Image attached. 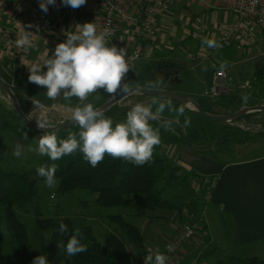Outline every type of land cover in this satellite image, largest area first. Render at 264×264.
<instances>
[{"label": "trees", "instance_id": "1", "mask_svg": "<svg viewBox=\"0 0 264 264\" xmlns=\"http://www.w3.org/2000/svg\"><path fill=\"white\" fill-rule=\"evenodd\" d=\"M168 56H172L171 50L129 65L131 70L124 78V83L129 89L165 90L188 96L221 116L233 115L245 107L249 109L264 100V54L256 57L252 74L246 75L248 93L228 94L218 98L211 96V85H206L201 80L203 77L195 74L191 64L184 60L175 62L174 59H168ZM216 70L217 68H210L208 76H213ZM0 79L13 88L27 115H31L39 106L48 108L63 106L74 110L76 107L92 104L97 109L122 93L117 91L115 94H109L100 89L83 102L76 97H72L71 101L65 100L63 93L52 100L47 97L46 88L17 77L16 69L13 70L1 55ZM150 84H154L155 87H149ZM244 96L248 97L246 102L242 99ZM133 99L137 104L146 106L153 105L155 101L153 110L159 103L167 104L169 101L149 95H137ZM172 105L176 109L183 107L184 115L177 119V114L169 112L166 108L159 120L150 121L154 128H160L161 144L187 146L198 153L228 163L227 157L240 148L255 143V140L264 139V112L254 116L253 120L258 119L256 122L260 126V129L254 132L243 127L221 126L180 103L172 101ZM130 110L120 104L104 115L106 118L125 121ZM185 117L191 119L190 126H184ZM165 121L172 122V131H165L161 127ZM115 124L117 122H113V127ZM81 130L79 126H74L56 132L33 133L26 128L10 100L0 90V209L2 210L0 220L5 221L11 231L17 264H32L34 258L40 255L47 257L48 264H124L126 248L130 245L138 250L140 256L145 254L146 239L143 231L119 213H108L104 216L109 225L114 226L112 232L106 233L105 243L99 241L92 225L78 228L70 216L59 219H38V247L35 249L31 244L27 225L19 219L16 210L25 214L40 215L43 198L47 195L51 198L52 193L56 197L57 193L72 195L82 191L87 197L80 202L83 207L91 204L105 212L124 208L129 205L133 196H137V212L134 211L133 214L135 217L149 213L150 218H153L156 216L155 213L160 211L163 213L172 211L180 213L178 217L182 222L187 221L189 214L194 219H199L201 198H197L185 207L164 198L163 195L168 187L188 185L192 176L186 172L180 174L179 166L158 153L153 154L152 160L143 166H136L123 159H113L106 154L98 166L92 167L79 151L55 162L47 156L39 155L36 151L39 138L43 135L55 134L58 139H67L72 134L79 139L78 133ZM25 134L27 139L24 138ZM17 144L23 147L19 158L13 155ZM52 163L58 165L56 193L50 192L49 187L45 185V179L39 177L36 172L37 167ZM183 209H186L188 215H181ZM61 223L68 226V232L65 234L59 232ZM76 229L81 230L83 234L81 242L87 246V251L69 257L58 250L57 243L63 242L66 246ZM3 247L4 238L0 231V259ZM214 250L222 254L215 264H264V260L257 257L230 254L216 248Z\"/></svg>", "mask_w": 264, "mask_h": 264}, {"label": "crops", "instance_id": "2", "mask_svg": "<svg viewBox=\"0 0 264 264\" xmlns=\"http://www.w3.org/2000/svg\"><path fill=\"white\" fill-rule=\"evenodd\" d=\"M214 1L218 4H230L234 0ZM88 4L90 9L101 8L94 0H88ZM126 10L136 22L128 24L123 22L120 16L116 18V35L124 47L130 52L141 48L143 50L141 59H151L158 53L167 52L166 44L162 43L165 38L175 36L179 39L174 45L175 48L189 57L192 63L186 62L192 64V68H202L204 73L199 76L203 77L201 80L206 85L210 86L214 80V74L208 76L210 68L220 69V64L228 63L230 58H234L239 52L242 53L233 43L230 46H224L221 52H216L213 48L202 44L203 38H214L220 42L226 26L234 21L232 11L208 10L200 0H174L165 7L155 41L146 44L138 38V31L143 21L142 13L133 6H127ZM54 19L55 28L49 32L33 26L29 28L28 25L15 26L12 22H4L5 26L11 29L12 46L8 50L0 51V55L9 62L13 70L16 69L17 77L25 79L28 83H30L28 67L38 65L43 68L44 62L52 57L57 44L66 40L65 32L75 29V26L80 24L77 18L65 11L55 10ZM180 23H182V30L179 38L174 33L178 30ZM24 30L32 32L31 46L17 48L16 39L23 34ZM198 34L202 36L201 39L197 37ZM161 44L164 50L160 48ZM257 45L249 46L245 53H242L246 57L244 59L248 58L249 53L252 54ZM171 48L169 50H172ZM261 50H264V46ZM21 57L23 63H21ZM44 71H47V68ZM162 146L165 147L161 149L162 152L164 150V157L167 156L166 158L181 168L179 173L190 174L192 177L189 181L194 179L200 184L198 187L191 186L193 191L194 189L197 191V195L191 202L197 198L202 199L199 206L201 228L197 234L200 231L205 234L204 238L195 236L185 243L179 254L172 258V264L179 260L180 254L188 255L191 252L201 253L205 264H215L222 254L215 252L214 248L230 254L264 260V152L248 159L228 160V163H225L198 153L187 146L169 144H162ZM202 178H207L210 182L203 183L200 181ZM187 213L186 211L181 215ZM144 214L136 218L144 217L140 228L146 240H150L149 235L157 238L151 250L146 251V256L149 254L155 256L157 252L160 253L165 244L177 238L186 221L182 222L178 217L180 213L172 211L164 213L160 211L155 213L158 217L153 216V218H150L149 213ZM156 218H163L166 224L156 226L154 224ZM161 239L165 241L164 244L160 242ZM240 250L242 253H237ZM250 250L251 253H248ZM126 256L133 258L132 261H134L140 255L138 250L130 245L126 248Z\"/></svg>", "mask_w": 264, "mask_h": 264}, {"label": "clouds", "instance_id": "3", "mask_svg": "<svg viewBox=\"0 0 264 264\" xmlns=\"http://www.w3.org/2000/svg\"><path fill=\"white\" fill-rule=\"evenodd\" d=\"M62 3L78 9L84 6L87 0H62ZM55 4L56 0H40V9L47 13L49 5ZM28 27L31 28L32 25ZM75 29L74 32L72 29L65 32L66 40L57 44L52 57L44 62L43 68L38 65L28 67L29 82L46 88L47 97L52 100L61 93L65 100L71 101L72 97H76L83 102L100 89L109 94H115L117 91L128 92L129 87L124 83V78L131 68L125 59L127 55L125 49L115 44L108 46L107 33L98 34L94 23L77 24ZM31 35V31L24 30L16 39L17 48L30 47ZM202 44L208 48L223 47L222 43L214 38H203ZM219 67L223 71L228 64L225 62ZM45 68L47 71H44ZM148 86L155 87L154 84ZM242 99L246 102L248 97L244 96ZM155 103L153 101V105ZM153 105L136 104L127 112L126 120L115 124V127L113 121L106 118L103 111L95 109L92 104L76 107L72 113V120L82 129L78 133L79 139L72 134L67 139H58L55 134L43 135L39 138L36 151L39 155L49 157L53 162L79 151L92 167L98 166L106 154L113 159H123L136 166H143L152 160L155 147L162 143L160 128H154L150 121L159 120L166 108L169 112L176 113L177 119L185 112L183 107L179 109L173 107L171 100L167 104L159 103L155 110ZM171 123L165 121L161 127L165 131H172ZM190 124L191 119L185 117L184 126ZM37 126L45 129L49 125L44 120L37 121ZM24 138H28L27 134ZM22 152V145L17 144L13 155L19 158ZM57 170L58 165L52 163L37 167L36 172L39 177L45 179L47 187H54ZM59 232L67 233L68 226L61 223ZM82 239L81 230L76 229L66 246L59 242L57 248L69 257L75 256L87 251V246L81 242ZM167 261L168 257L159 252L155 256L149 254L144 257V264H167ZM32 264H48L47 257L37 256Z\"/></svg>", "mask_w": 264, "mask_h": 264}, {"label": "built area", "instance_id": "4", "mask_svg": "<svg viewBox=\"0 0 264 264\" xmlns=\"http://www.w3.org/2000/svg\"><path fill=\"white\" fill-rule=\"evenodd\" d=\"M101 8L90 9L88 0L84 6L73 9L65 6L62 0H56V4L49 5L47 13L41 11L40 0H0V51L8 50L12 46L11 29L5 26L4 22H12L15 26L32 25L45 31L55 28V10L65 11L77 18L80 24L94 23L97 33L106 32L108 46L115 44L126 51V61L132 65L141 59L142 49L138 48L130 52L124 47L117 37L116 18L120 16L123 22L131 24L136 22L127 12V6L138 8L143 16L142 26L138 31L139 40L144 43H152L156 39V34L161 26V18L167 4L174 0H94ZM202 5L208 10H225L234 13V21L228 24L222 33L219 43L223 47L213 48L216 52H221L224 46L236 45L242 53H245L249 46L264 43V0H234L230 4H218L214 0H200ZM76 29H72L74 32ZM201 39V35H197ZM264 54V53H263ZM262 54V55H263ZM225 70L217 69L214 80L210 87V94L214 98L228 94H246L248 83L236 77V63L228 62ZM201 182H210L207 178H202ZM55 194H51L54 198ZM200 219V218H199ZM199 219L189 216L183 224L182 229L173 241L168 243L160 251L172 260L177 250L185 243L197 235L201 228Z\"/></svg>", "mask_w": 264, "mask_h": 264}, {"label": "rangeland", "instance_id": "5", "mask_svg": "<svg viewBox=\"0 0 264 264\" xmlns=\"http://www.w3.org/2000/svg\"><path fill=\"white\" fill-rule=\"evenodd\" d=\"M168 26V25H167ZM182 23L177 27L178 30L175 31V35H178L180 38L181 30H182ZM177 37V38H178ZM176 41H179V39H176L174 37H168L165 38L162 44H166L167 51L172 47L171 53L172 56H168V59L175 60V62L181 61L183 59L184 61H187L189 63H192L191 60H189L186 54H183L182 51H180L178 48H175L174 45H176ZM162 44L160 45L161 49H165L162 47ZM180 46V44H178ZM264 46V44H259L255 47V50L247 55V59L244 54L240 53L235 56L234 58H230V62L236 63L235 71L237 78L239 80L246 81L248 83V80H246V75H249V73L252 74L253 69H254V63L256 57L259 55H262L264 53V50H261V48ZM142 58V57H141ZM139 62L136 61L135 64ZM192 66V64H191ZM195 71L196 75H200L203 72L202 68L197 69L193 68ZM248 93V89L246 91ZM132 95L125 99L121 104L123 108H130L132 109L137 103L133 99V97L137 96ZM119 104V105H120ZM245 111L249 112V109L245 107ZM241 110V111H242ZM74 110L72 109H67L63 106H53V107H45V106H39L36 108L31 115H28V119L36 126H37V121H44L46 120L48 122V125H54L58 124L67 120L72 119V113ZM261 112H264L261 111ZM232 116V115H230ZM254 118V117H253ZM253 118L250 120V122L244 124L242 127L254 132H257L260 129V126L256 122L257 120ZM113 122L121 123L124 122L118 119H111ZM260 141H256L255 143L247 146L240 148L237 152H235L233 155L227 157V160L230 161H238V160H243V159H248L249 157H253L255 155H259L262 152H264V139H259ZM162 148H165L164 146L158 145L154 149V154L158 153L160 156L164 157V150L162 152ZM167 157V156H166ZM169 159V158H168ZM198 187L200 184L192 179L189 181V186L187 185H182V186H173V187H168L166 192L164 193V198L167 200H170L172 202H175L177 204H182V205H187L189 204L197 195V191L194 189V191L191 189L192 187ZM192 186V187H191ZM58 187V181L56 180V184L54 187H49L50 192H55L57 191ZM181 196V198H180ZM87 197L85 196L84 192L82 191H77L72 195H62L57 193L56 197L54 199H51L48 195L45 196L41 202V207H42V213L40 215H34L32 214H25L20 210H16V214L19 217L21 221H23L28 228V233H29V238L31 241V244L35 249L38 247V233L39 230L37 228V220L42 219V218H55L59 219L64 216H70L73 218V220L76 222L77 227H83L85 225H92L95 231V234L99 241L102 243L106 242V233L107 232H112L114 230V226H110L109 223L107 222V219L104 218V216L108 213L112 214H121L127 218V220L131 221L135 225L142 227V224L144 222V217L143 218H136L133 213L134 211L137 212V196H133L131 198V201L128 206L121 208V209H115V210H110V211H101L100 209L93 207L91 204L88 207H83L80 202L86 200ZM184 212H186V209H183ZM183 212V213H184ZM2 216V210L0 209V217ZM137 219V220H136ZM154 224L156 226H163L165 225V221L163 218H156L154 220ZM0 231L1 234L4 238V247L2 251V257L0 259V264H17L16 258L14 256V245H13V240L11 237V231L5 221L0 220ZM148 235V233H147ZM205 236L204 233L201 231L196 235V238H202ZM204 238V237H203ZM150 240H146L145 243V254L142 256L137 257L134 261L133 258L130 259L129 257L126 256V260L124 264H144V257L146 256V251H150L151 247L154 246L156 243L157 238L154 236L149 235ZM204 242V239H202ZM160 242L165 243L162 239ZM167 245V244H165ZM164 245V246H165ZM185 246L183 244L178 250L177 253L181 251V248ZM242 250H240L237 253H242ZM247 251V250H246ZM176 253V254H177ZM251 253V250L250 252ZM175 254V255H176ZM179 254V253H178ZM177 254V255H178ZM174 255V256H175ZM251 255V254H250ZM173 256V258H174ZM173 260V259H172ZM169 261L168 264H172L173 261ZM175 264H205L203 258H201V253L199 252H191L188 255L185 254H180L179 260L175 262Z\"/></svg>", "mask_w": 264, "mask_h": 264}, {"label": "water", "instance_id": "6", "mask_svg": "<svg viewBox=\"0 0 264 264\" xmlns=\"http://www.w3.org/2000/svg\"><path fill=\"white\" fill-rule=\"evenodd\" d=\"M0 90L4 92L7 98L10 100L14 110L16 111L18 117L24 123L26 128L33 132V133H43V132H56L62 129L78 126L72 119L54 124L49 125L45 129H40L35 125H31L28 122V115L25 113L22 102L16 92L13 90L11 86L6 84L0 79ZM149 95L156 98H160L163 100H171L173 102H177L185 106L186 108L190 109L191 111L200 114L201 116L207 118L211 122L221 125V126H228V127H242L244 124L248 123L257 113L263 111L261 109L262 105H264V100L255 104L253 107L249 108L248 115L241 121H234L226 119L229 116H221L213 113L208 108H206L203 104L196 101L193 98H190L185 95L176 94L172 92H168L165 90H154V89H145V88H130L128 92H122L119 95L113 97L104 105L98 107V110L103 111L104 114L112 111L117 105L122 103L125 99L132 95ZM211 112L212 114H210ZM236 114V113H235ZM234 115V114H233Z\"/></svg>", "mask_w": 264, "mask_h": 264}, {"label": "bare ground", "instance_id": "7", "mask_svg": "<svg viewBox=\"0 0 264 264\" xmlns=\"http://www.w3.org/2000/svg\"><path fill=\"white\" fill-rule=\"evenodd\" d=\"M261 109L264 110V105H262ZM209 113L212 114L211 112H209ZM247 115H248V111L242 110V111H239V112H237L236 114H234V115H232V116L227 117L226 119H228V120H234V121H241V120H243ZM28 122H29L31 125H34L29 119H28Z\"/></svg>", "mask_w": 264, "mask_h": 264}]
</instances>
